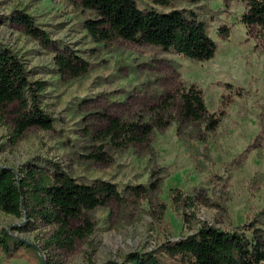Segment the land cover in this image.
<instances>
[{"label":"rangeland","instance_id":"rangeland-1","mask_svg":"<svg viewBox=\"0 0 264 264\" xmlns=\"http://www.w3.org/2000/svg\"><path fill=\"white\" fill-rule=\"evenodd\" d=\"M134 1L143 12L193 13L217 45L214 57L199 62L122 39L95 42L83 26L95 12L79 0H0V46L21 60L30 82L43 84L37 107L51 124L49 131L27 129L13 146L19 107L2 108L0 168L17 174L26 165L48 171L56 165L78 183L114 184L121 196L86 213L94 224L89 236L62 246L51 243L53 227L0 212V230L17 246L11 256L0 252V264H132L131 254L159 252L202 223L224 231L251 222L263 227L264 29L240 22L242 0H171L170 8ZM19 14L48 42L26 34L15 20ZM221 26L228 30L226 38L218 37ZM57 54L74 55L87 65L86 73L61 72ZM189 86L202 91L210 112L230 91L241 95L214 131L168 110L163 117H170V124L154 129L144 143L114 149L94 140L107 117L153 123L152 108L163 95ZM98 147L105 162L88 158ZM135 188L143 193H131Z\"/></svg>","mask_w":264,"mask_h":264},{"label":"trees","instance_id":"trees-1","mask_svg":"<svg viewBox=\"0 0 264 264\" xmlns=\"http://www.w3.org/2000/svg\"><path fill=\"white\" fill-rule=\"evenodd\" d=\"M148 1L163 8L171 7V0ZM242 1L246 7L240 22L247 28L264 29V0ZM79 2L82 8L95 12L94 20L83 23L95 42L122 39L172 51L199 62L214 57L216 43L207 34L205 24L189 11L143 12L134 0ZM15 20L29 36L43 43L48 42L26 15H16ZM227 35V28L221 26L218 37L226 38ZM54 59L58 69L71 77H78L87 71V65L76 61L74 55L57 54ZM43 90L41 82L28 80L21 60L8 48L0 46V110L13 103L19 107L10 138L13 146L31 127L51 130L49 120L37 107L39 94ZM240 95L239 91H230L221 97L220 108L210 112L202 91L194 86L177 88L165 93L152 108L155 113L153 123H145L141 119L122 121L107 117L105 125L93 137L95 141L109 142L114 149H128L146 142L154 129L166 128L171 120L163 115L168 110H175L182 121L203 123L205 131H214L226 115V108L233 98ZM88 158L105 162L106 154L98 147ZM130 192L135 195L143 193L140 188L131 189ZM110 201H121L114 184L102 180L90 184L78 183L56 165H52V171L26 165L17 174L8 168H0V212L23 218L27 223L38 221L43 226L53 227L51 243L57 246L89 236L94 224L86 213ZM15 244L5 230H0V252L11 256L16 250ZM159 250L142 255L131 254L129 257L132 264H170L167 260L178 264H262L264 225L257 227L251 222L224 231L202 223L194 233L177 241L166 242Z\"/></svg>","mask_w":264,"mask_h":264}]
</instances>
